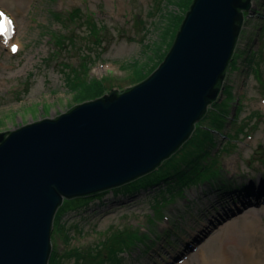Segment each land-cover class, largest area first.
Here are the masks:
<instances>
[{"label": "rangeland", "instance_id": "rangeland-1", "mask_svg": "<svg viewBox=\"0 0 264 264\" xmlns=\"http://www.w3.org/2000/svg\"><path fill=\"white\" fill-rule=\"evenodd\" d=\"M186 1L0 0L15 22L12 44L0 32V131L93 99V80L107 93L145 79L167 49ZM252 2L221 96L201 122L224 125L212 133L206 126L193 130L184 149L128 183L65 199L62 232L70 238L64 243L58 234L51 242L62 264H96L64 256L94 247L103 256L119 249L118 264H196L197 252L221 250L238 257L237 244L224 235L231 226L246 243V223L254 239L249 246L264 241V0ZM77 8L78 17L70 15ZM207 137L212 140L203 144ZM179 166L197 176L182 194L171 190L175 183H156ZM209 170L230 186L204 182ZM258 183L262 191L252 192Z\"/></svg>", "mask_w": 264, "mask_h": 264}, {"label": "water", "instance_id": "water-1", "mask_svg": "<svg viewBox=\"0 0 264 264\" xmlns=\"http://www.w3.org/2000/svg\"><path fill=\"white\" fill-rule=\"evenodd\" d=\"M252 0H192L143 80L0 131V264H48L56 210L145 175L219 100Z\"/></svg>", "mask_w": 264, "mask_h": 264}, {"label": "trees", "instance_id": "trees-1", "mask_svg": "<svg viewBox=\"0 0 264 264\" xmlns=\"http://www.w3.org/2000/svg\"><path fill=\"white\" fill-rule=\"evenodd\" d=\"M184 1L185 0H182V3L180 2V4L182 5L183 3H184ZM191 2H192V0H187L186 2H185V5H184V7H185V12H186V10L188 9V6L191 4ZM159 5V4H158ZM76 13V17H78V15L81 13V10L79 9V8H77V9H74L71 13H70V15H72L73 13ZM185 12H184V14H185ZM244 16H246V13H244ZM75 17V18H76ZM183 17H184V15H182L181 17H177V19H178V21H177V26L175 27V31L173 32V34H172V36L170 37V39L168 40V42L166 43L167 44V49L165 50V51H163L162 53H161V57L156 61V63H155V66H153L152 67V69H151V72L156 68V66L162 61V59L164 58V56H165V54L167 53V51L169 50V48H170V46H171V44H172V42H173V40H174V37H175V33L177 32V30H178V28H179V26H180V23H181V21H182V19H183ZM176 18V17H175ZM175 22H176V20H175ZM171 25H173V23L171 24ZM169 25L167 26V28L165 29V31H167L168 29H169ZM99 29H102V27H99ZM98 29V30H99ZM82 62H84V60L82 61ZM82 62H80V63H82ZM82 65H86V67H89L88 66V63H84V64H82ZM150 72V73H151ZM146 78V77H145ZM92 83H93V86H98L97 87V90H95V91H93V96H96V97H98V96H100V95H102L103 93H105L104 91H105V89L102 87V86H99V81L98 80H93V81H91ZM96 97H94V98H96ZM218 102H214L212 105H211V107H212V109H215V107H214V104H217ZM207 114V113H206ZM204 115L203 116V118L198 122V124H196L195 125V128H194V130L196 131V129H204L205 128V126H206V128L205 129H207V131L208 132H213L212 131V129H215V131H218V130H220V128H221V125L220 124H223L224 125V122L223 121H221L220 122V124L219 123H216V121H214V122H211L212 123V126H208L207 124L205 125L204 123H201L203 120H204V118L207 116V115ZM220 121V120H219ZM217 125H219V126H217ZM216 126V127H215ZM204 132V131H203ZM212 136H213V134H212ZM212 140V138H210V137H207V138H204V139H202L201 141L203 142V144H205L206 143V141L207 140ZM215 140V138H214V136H213V141ZM188 141V140H187ZM201 141H199V142H197L196 143V145H200L201 144ZM185 143V142H184ZM183 143V144H184ZM182 144V145H183ZM181 145V146H182ZM180 146V147H181ZM179 147V148H180ZM184 145L180 148V151L182 150V149H184ZM208 151V150H207ZM204 152V151H203ZM209 153V152H208ZM171 158H172V155H171ZM168 162V161H167ZM181 166H179L178 167V169L176 170V172H174V173H171V171H170V169H169V173L168 174H165V176L163 177V178H161V179H159V181L158 182H156L157 184H159V182H161L162 180L164 181L163 182V185L165 186V185H169L170 183L172 184V183H175V184H177L176 185V188H172L171 190H173L174 192L173 193H177V194H182L183 193V189L185 188V187H187V186H189L190 184H193L194 182H193V180L197 177V176H192V175H186V172L188 171V169H187V167L186 166H184V169H182V168H180ZM206 172V171H205ZM184 173H185V175H184ZM212 179V180H211ZM207 180H209L210 182L209 183H212V184H215V183H217V184H220V185H224V190L225 189H227L230 185H227L226 186V183L225 182H227V180L224 178V177H222L221 176V174L219 173V174H215V171H213V170H209L207 173H206V175H205V179L203 180L204 182H206ZM139 189V187L138 188H136V190H138ZM78 198H76V200H77ZM79 199H80V197H79ZM81 200V199H80ZM78 207V206H77ZM63 208V205H61V207L58 209V210H56L57 212L55 213V215H54V218H53V222H52V230H51V242L53 241V243H54V238H55V235H61V238H63V242L65 243V242H67V239H69L70 238V236H69V234L67 233V232H62V230H66V228L64 227V223H62L61 222V218H62V216H64V211L65 210H63L62 209ZM62 210V211H61ZM55 244H53V247H52V251H51V254H50V258H49V262H48V264H62V261L64 260V257L63 256H61V255H59V253H58V251H57V248L54 246ZM56 248V249H55ZM70 250H67L66 252H64V256L66 257V258H68V257H74V259H77V261L78 260H83V261H85V260H88L89 262H95L96 264H103V262H104V264H105V261L106 260H109L111 263H117L118 262V260H119V258H118V256H117V253H119L120 252V250L119 249H116V250H114V251H108L107 253H106V255L105 256H103L101 253V251L99 250V248H97V247H94V248H91V249H89L88 251H87V253L85 254L84 253V255L82 256L80 253H77L78 252V250H73V251H71V252H69ZM91 257V258H90ZM90 259V260H89ZM91 259H93V260H91ZM118 264V263H117Z\"/></svg>", "mask_w": 264, "mask_h": 264}, {"label": "bare ground", "instance_id": "bare-ground-1", "mask_svg": "<svg viewBox=\"0 0 264 264\" xmlns=\"http://www.w3.org/2000/svg\"><path fill=\"white\" fill-rule=\"evenodd\" d=\"M1 28V27H0ZM2 37L6 39V41L10 44H12V34H5L2 33ZM262 186L261 183H258V185L253 186L252 192H261L262 191ZM255 195V194H253ZM259 195H256V198ZM246 227V243L244 239L239 238V234L236 232V230L233 227H229L226 230V235H224L227 238L233 239V243L237 244L238 250H239V256L237 255L234 256L233 254H229L228 252L221 250L220 252L217 253H211V254H204L197 252L196 253V259L197 263L196 264H238V261L236 259H240L239 263H245V264H264V241L262 240H257L256 239V244L255 245H250L249 244L253 241V237H251V224L245 225ZM222 236V235H221ZM223 237V236H222ZM261 241L262 243L261 246H257V242Z\"/></svg>", "mask_w": 264, "mask_h": 264}, {"label": "snow or ice", "instance_id": "snow-or-ice-1", "mask_svg": "<svg viewBox=\"0 0 264 264\" xmlns=\"http://www.w3.org/2000/svg\"><path fill=\"white\" fill-rule=\"evenodd\" d=\"M0 16H3V13H0ZM10 23V22H9ZM13 51H15L16 50V48H15V46H13V49H12Z\"/></svg>", "mask_w": 264, "mask_h": 264}]
</instances>
